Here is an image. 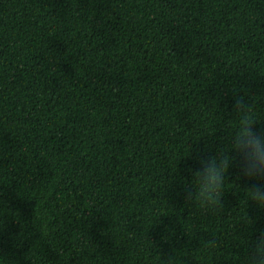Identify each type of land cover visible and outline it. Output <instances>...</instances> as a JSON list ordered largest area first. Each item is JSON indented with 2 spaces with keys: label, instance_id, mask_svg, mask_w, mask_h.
I'll list each match as a JSON object with an SVG mask.
<instances>
[{
  "label": "trees",
  "instance_id": "1",
  "mask_svg": "<svg viewBox=\"0 0 264 264\" xmlns=\"http://www.w3.org/2000/svg\"><path fill=\"white\" fill-rule=\"evenodd\" d=\"M234 92L264 126V0H0V264H242L247 182L218 212L178 194Z\"/></svg>",
  "mask_w": 264,
  "mask_h": 264
},
{
  "label": "clouds",
  "instance_id": "2",
  "mask_svg": "<svg viewBox=\"0 0 264 264\" xmlns=\"http://www.w3.org/2000/svg\"><path fill=\"white\" fill-rule=\"evenodd\" d=\"M231 117L237 123L228 137L227 146L219 144L213 150L207 144L203 147L192 144L188 149L186 158L191 159L192 163L186 161L178 194L189 209L203 208L212 212L223 210L225 183L232 170L237 181L247 182L242 188L247 208L249 202H253L264 210V126L257 128L258 120L254 116L249 95L233 93ZM256 222L246 210L241 226L246 238L244 256L241 257L238 249H233L242 264H264V230H258L259 234L255 235L253 229ZM8 227L4 220H0V253H4L2 242ZM253 235L255 238H252ZM203 243L208 249L220 246L214 238L205 239ZM41 247V240L30 242L22 253L24 264H34ZM176 250L173 249L166 258H161V264H183Z\"/></svg>",
  "mask_w": 264,
  "mask_h": 264
}]
</instances>
